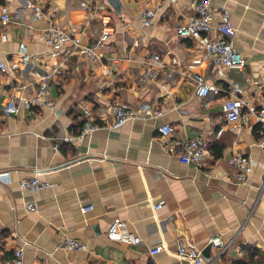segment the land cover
Wrapping results in <instances>:
<instances>
[{
	"label": "crops",
	"instance_id": "0c3cea01",
	"mask_svg": "<svg viewBox=\"0 0 264 264\" xmlns=\"http://www.w3.org/2000/svg\"><path fill=\"white\" fill-rule=\"evenodd\" d=\"M30 4L41 8L42 18ZM155 4L158 20L143 26L137 11ZM0 5L11 18L0 22V59L9 68L22 55L31 57L14 72H0V264H7L23 241V264H190L177 256L179 242L203 252L217 234L224 249L211 246L202 264H264V130L246 118L242 130L232 132L222 111L228 82L238 85L247 105L262 104L264 0L214 1V10L229 13L236 28L232 45L245 60L242 68L222 72L204 59L199 40L175 35L192 17L193 0L173 6L166 0H0ZM103 15L113 32L98 50V62H78L62 53L53 57L37 39L41 30L56 25L79 46L96 44ZM153 55L163 64L159 80L138 88L139 73ZM52 68L58 71L50 85L54 111L3 114L9 97L32 93L41 74ZM195 73L218 92L197 97ZM115 102L163 114L100 129L82 142L62 140L80 132L86 110L100 125L110 122ZM164 124L174 127L178 138L203 136L209 155L199 165L182 164L159 142L157 128ZM235 153L254 164L244 184L231 182L234 171L226 161ZM32 176L54 187L22 190L19 182ZM29 202H35L36 212L26 208ZM158 203L162 207L155 210ZM83 206L93 209L83 213ZM116 218L141 238L139 245L108 240ZM64 236L79 239L83 249H58ZM157 246L162 250L151 255L149 249Z\"/></svg>",
	"mask_w": 264,
	"mask_h": 264
},
{
	"label": "built area",
	"instance_id": "2783aa9c",
	"mask_svg": "<svg viewBox=\"0 0 264 264\" xmlns=\"http://www.w3.org/2000/svg\"><path fill=\"white\" fill-rule=\"evenodd\" d=\"M170 5H175L177 0H166ZM215 0H193V15L183 24H179L175 28V35L180 39L199 40L204 48V59L212 62L213 67L222 72L228 68H242L245 65L243 57L234 49L232 39L236 35L230 15L225 9L214 10L213 3ZM81 6L87 8V2L82 1ZM34 10L36 18H42L41 8L38 5L30 4ZM160 6L158 4L150 7H143L137 11V19L146 27L153 26L159 17ZM11 20L7 6L0 5V22L7 24ZM101 22L104 25L99 34L96 44L79 46V41L71 39L56 25H49L41 30L37 39L46 44L51 51V56L55 57L58 54L75 57L76 61L88 60L92 63L98 62L100 56L98 50L103 46L104 42L113 32L112 26L109 25V17L101 16ZM215 32L214 37L211 34ZM1 40H6V35H1ZM29 55H22L19 62H11L9 68L0 59V72H14L21 66H25L30 62ZM115 62V61H113ZM163 64L158 55L151 56L147 60L144 68L141 70L137 80V87L145 89L151 83L159 80ZM56 68L45 70L38 78L35 89L30 94L22 96H11L3 106V114L5 116H18L24 110H34L38 108H47L54 111L56 108L55 102L50 95V85L53 76L57 73ZM194 82V94L205 99L211 93H217L218 88L206 82L205 78L195 73L192 75ZM225 97L222 103V111L224 114L225 124L232 132L238 133L242 130L246 118H250L254 123L259 124L264 130V96L262 104L256 108L247 105L246 102L239 96V87L235 83L228 82L227 87L223 90ZM245 109V112H243ZM109 114L112 119L110 122H105L100 125L95 121L92 113L86 110L83 113V121L80 132L76 136H65L64 142H82L87 137L91 136L100 129L116 130L121 128L126 123L138 119H151L161 116V111L145 110L140 112L132 108L130 105L115 102L110 106ZM159 142L165 150L178 157L179 161L185 165H199L209 155V143L203 136L194 138H178L175 135V129L171 125L164 124L159 126ZM222 130H219L221 132ZM218 132V133H219ZM264 146V142L262 143ZM55 150H58L59 143L53 145ZM226 164L234 173L231 182L234 184H244L253 172V162L245 157L243 153H235L229 157ZM4 174H0L2 178ZM22 190L27 192H35L42 189L52 188L54 184L41 181L37 176L24 178L19 182ZM162 207L161 203L154 206L155 210ZM29 211L36 212L37 207L35 202L26 204ZM93 209L92 206H83L81 212L86 213ZM108 240L125 244L129 246H137L141 243V238L128 229L127 223L118 218L114 219L106 233ZM26 242L23 241V246L13 250L12 256L7 260V264H23V248ZM210 245L216 249H224L222 239L219 234L214 236ZM58 249L78 251L83 249V244L79 239L69 236H64L59 244ZM162 250V247L157 246L149 249L151 255H155ZM177 256L186 260L190 264H202L201 250L189 245L185 242H179L177 246ZM41 264H48L43 262Z\"/></svg>",
	"mask_w": 264,
	"mask_h": 264
},
{
	"label": "water",
	"instance_id": "95a60500",
	"mask_svg": "<svg viewBox=\"0 0 264 264\" xmlns=\"http://www.w3.org/2000/svg\"><path fill=\"white\" fill-rule=\"evenodd\" d=\"M211 245H208L202 252L203 256L205 257V259L209 258V250H210Z\"/></svg>",
	"mask_w": 264,
	"mask_h": 264
},
{
	"label": "trees",
	"instance_id": "16d2710c",
	"mask_svg": "<svg viewBox=\"0 0 264 264\" xmlns=\"http://www.w3.org/2000/svg\"><path fill=\"white\" fill-rule=\"evenodd\" d=\"M220 154V153H219ZM218 152L216 153V155H219ZM249 252V251H248ZM235 264H246L244 261H238Z\"/></svg>",
	"mask_w": 264,
	"mask_h": 264
}]
</instances>
